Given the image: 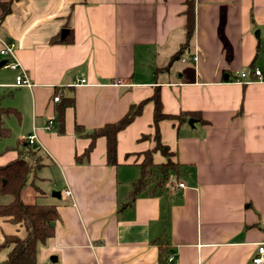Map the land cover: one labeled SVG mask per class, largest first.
Wrapping results in <instances>:
<instances>
[{
	"label": "crops",
	"instance_id": "0c3cea01",
	"mask_svg": "<svg viewBox=\"0 0 264 264\" xmlns=\"http://www.w3.org/2000/svg\"><path fill=\"white\" fill-rule=\"evenodd\" d=\"M187 1L0 0V42L15 44L19 64L0 68V166L34 136L42 166L20 199L58 214L37 264H251L264 244V0H192L183 46ZM19 75L29 86L15 85ZM156 92L163 114H188L157 125L179 171L126 204L155 146ZM56 96L73 100L61 128ZM141 102L117 134L114 166L103 137L81 156L89 140L76 125L91 132ZM5 236L25 230L0 218Z\"/></svg>",
	"mask_w": 264,
	"mask_h": 264
},
{
	"label": "trees",
	"instance_id": "16d2710c",
	"mask_svg": "<svg viewBox=\"0 0 264 264\" xmlns=\"http://www.w3.org/2000/svg\"><path fill=\"white\" fill-rule=\"evenodd\" d=\"M186 25L184 27L185 41L183 46H187L193 34L194 15L192 11V0L187 1ZM154 103L153 124L155 146L143 153V160L140 164V178L133 184V189L127 194L126 204H129L141 191L152 193L155 189L164 186L168 181L169 173L175 174L179 171V166L171 157L169 149L161 144L157 125L161 120H176L182 122L188 114L180 113L177 116H168L162 113L158 92L154 93L150 99ZM73 100L63 99L59 102L58 116L55 120L59 127H62V111L66 106H71ZM144 102L133 104L126 114L114 123L85 132L81 126L76 125V134L89 140L88 146L81 156L87 157L94 147L95 140L103 137L106 141V163L110 166L116 164V137L118 132L129 125L133 119L140 114ZM7 132V130H6ZM7 136V134H5ZM141 138H144L141 137ZM18 156L15 160L0 166V218L18 225L25 230V236H5L0 244V251L11 247L3 264H37L36 250L40 243L51 238L54 233V222L58 219V214L53 205L24 204L20 199L22 189L30 183V179L42 166V156L40 150L33 144L23 142L17 149ZM159 153L165 158V162L156 163L154 154ZM79 156V157H81ZM78 159V157L76 156ZM160 177V178H159ZM38 191V190H37ZM125 204V205H126ZM124 206V205H122Z\"/></svg>",
	"mask_w": 264,
	"mask_h": 264
},
{
	"label": "built area",
	"instance_id": "2783aa9c",
	"mask_svg": "<svg viewBox=\"0 0 264 264\" xmlns=\"http://www.w3.org/2000/svg\"><path fill=\"white\" fill-rule=\"evenodd\" d=\"M14 50H15V44L13 42H11L10 40H3L0 42V62H4L1 68H10V69H15L19 66L18 62L15 60L14 57ZM10 57L12 59V61H7L5 58ZM192 60L195 61L196 60V56H192ZM252 75L255 78L254 80H261L262 79V72L257 69L254 68L252 70ZM239 78H243L245 77V73L244 72H240L238 74ZM81 83H84L85 81L82 79L80 80ZM15 85L17 87H25V86H29V81L24 78L23 75H19L16 77L15 80ZM53 103H59L60 102V98L59 96H56L52 99ZM33 139L34 136H30L28 137L27 143L29 144H33ZM176 186L180 189H185V186L183 183H177ZM69 192H65V195H68ZM171 260V259H169ZM251 264H264V244H260L257 249L256 252L254 254V256L251 259Z\"/></svg>",
	"mask_w": 264,
	"mask_h": 264
},
{
	"label": "water",
	"instance_id": "95a60500",
	"mask_svg": "<svg viewBox=\"0 0 264 264\" xmlns=\"http://www.w3.org/2000/svg\"><path fill=\"white\" fill-rule=\"evenodd\" d=\"M66 33H67V30H62V31H61V36L64 37ZM3 63H4L3 61L0 62V68L2 67ZM192 121H193V120L190 119V120L188 121V123L191 124ZM57 195H58V194H57Z\"/></svg>",
	"mask_w": 264,
	"mask_h": 264
},
{
	"label": "rangeland",
	"instance_id": "374dc122",
	"mask_svg": "<svg viewBox=\"0 0 264 264\" xmlns=\"http://www.w3.org/2000/svg\"><path fill=\"white\" fill-rule=\"evenodd\" d=\"M0 142H4V140H2V141H0ZM158 158H159V156H156V160L158 161ZM160 178V177H159Z\"/></svg>",
	"mask_w": 264,
	"mask_h": 264
}]
</instances>
